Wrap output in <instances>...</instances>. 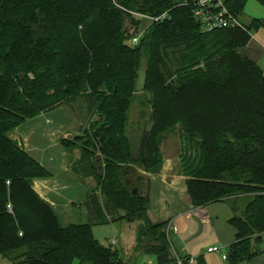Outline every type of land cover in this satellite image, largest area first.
Segmentation results:
<instances>
[{
  "label": "trees",
  "instance_id": "1",
  "mask_svg": "<svg viewBox=\"0 0 264 264\" xmlns=\"http://www.w3.org/2000/svg\"><path fill=\"white\" fill-rule=\"evenodd\" d=\"M194 1L0 0V258L6 264H121L118 254L92 235L93 226L121 220L138 224L135 253L152 255L157 264H177L172 249L182 264L190 261L173 250L170 221L152 224L148 196L133 195L124 185L129 167H149L154 136L146 133L133 157L116 127L124 117L120 97L133 92L140 55L147 56L143 88L161 93L152 107L162 121L153 128L155 138L158 129L178 128L179 169L190 205L232 202L234 213L241 200L238 216L228 220L237 241L227 248L226 263H248L261 254L264 75L242 52L248 32L262 23L253 20L248 32L205 33L193 17ZM247 1L226 0V5L239 16ZM255 1L264 6V0ZM163 14L166 19L150 22L137 47L129 44L142 18ZM77 99L91 114L109 99L102 118L112 122L107 130L115 126L116 138L99 131L91 135L81 158L92 170L87 176L97 179L85 205L89 223L62 226L33 189L35 180L50 174L10 135L26 119ZM110 142L115 150L107 159ZM95 152L106 158L100 175ZM152 154L158 157L159 151ZM191 263L205 264L201 257Z\"/></svg>",
  "mask_w": 264,
  "mask_h": 264
},
{
  "label": "rangeland",
  "instance_id": "2",
  "mask_svg": "<svg viewBox=\"0 0 264 264\" xmlns=\"http://www.w3.org/2000/svg\"><path fill=\"white\" fill-rule=\"evenodd\" d=\"M238 18L241 24L246 28L253 20H258L262 23L257 29H251L248 32L250 37L249 45L243 50L242 54L247 56L246 51H249L252 56H257L258 58L255 63L264 75V6L260 5L255 0H249L245 3L242 13ZM149 23L150 21L148 19L142 18V22L138 25V45L144 36V32H146V29L149 27ZM125 27H128L127 23L125 24ZM133 31L134 28L131 34ZM164 47L165 45L160 46L159 49L164 50ZM186 53L187 51L182 50L180 54ZM146 70L147 56L140 55V59L136 66L137 80L133 92L129 95H121L120 97L119 102L123 108L124 117L122 119H117L116 127L121 126V132L131 146L133 157L137 156V150L142 137L146 133L154 131V136L149 148L150 164L147 169H143L138 165L129 167V175L126 176L125 180L129 181L130 184L127 185L125 181L124 185H126L130 191L135 189L139 196H146L150 178L161 170V167L157 165L158 159L161 163L160 165L166 168L167 175L173 179V184L172 186L170 183L166 184L162 178L152 179L149 188L150 204L147 206V217L151 220H156L155 218L163 219L176 216L177 226L178 229L183 232V237L177 239L175 233L171 231L172 233L169 235V241L170 244L172 243L171 246L173 250L179 251V248L181 249L185 247V242L187 240V248H202L204 249V252H206V248L210 246L209 242L214 236V230L210 225L204 227L200 226L199 222L192 216L189 219L185 218V216L189 213L191 214V212L186 211V209H184V204L180 203L181 196L184 195L186 188V181L179 169L180 138L177 131L178 128L171 129V127H168L163 128L162 130L158 129L160 135L155 138V130H153V128L160 125L162 121L157 118L158 112L152 107L154 105L157 106L158 99H161V93L157 90L156 93L152 95L143 88ZM104 97L105 96L101 95L98 99L101 101ZM108 100L109 99L105 100L104 106L94 114L87 111L86 104L83 100L77 99L75 101H70L69 105L58 107L45 113L44 116L40 115L34 118V120L26 119L24 123L30 120L33 121L18 128V131L20 132L19 136L29 141V144L26 147L27 150L33 152V156H36L38 160L44 163H42L43 166L50 171L53 180L59 185L52 196L62 204L67 216L70 213L74 216L71 220H65L63 215H60L59 209H57L56 212L61 216L60 222L62 226L89 223L87 217H84L86 212L83 206L78 210L76 207H72L71 204L66 203L67 200L73 201L80 206L87 187L82 185L81 182H67L65 165L68 164L69 160H81L82 150L89 148L88 143L94 132L99 131L100 134H105L109 139L111 136L116 138L114 134L115 126H110V129L107 130L106 127L111 125L112 122L106 121L105 118H102L103 115L107 113L106 104L108 103ZM67 130V140H62L59 132ZM113 150H115V147H113L112 142H110L107 146V159L110 158ZM153 151H159L158 157L153 156ZM64 155L67 159L64 158ZM93 159L95 160L93 163L95 165L94 169L96 174L97 171H99V175L103 174L102 169L105 167L106 158L98 152H95ZM77 165V174L80 176H86L89 175V172H92L88 165L82 162V160L78 161ZM100 167H102L101 170ZM96 181L97 179L93 177L88 184L89 187L95 186L94 190H96ZM231 203L232 202H227L225 203L226 205L216 206L218 207L217 211L221 218H225V216L228 215L226 209H231ZM242 205L243 202L237 200V211L233 213V211L230 210V213L232 214L231 218L233 216H238ZM121 215H123V213H121ZM115 218L123 219V216L116 215ZM114 225L115 226H110L108 223L105 225L93 226L92 235L101 245L110 247L112 251H115L116 254H118L117 261L119 263L157 264L156 257L152 255H140L134 253L133 258H131L130 255H128V252L123 253L121 250L113 248L114 246H120L121 248L130 250L132 240L137 233L138 228V224L124 222V220H121L120 222L117 221ZM174 228L177 229L175 226ZM198 235H200L199 238L196 237ZM193 237L195 239H193ZM192 239L193 241H191ZM215 247L220 246L216 245ZM257 247L261 252L259 256L264 258V234L261 236V241ZM171 252H173L175 259H179L177 253L172 251V249ZM223 253L227 255L226 249L222 248V254ZM187 254L196 257L191 253ZM207 256V259L204 258L206 264L207 261H210V264H225L221 260L220 253L208 254ZM73 264L78 263L73 262Z\"/></svg>",
  "mask_w": 264,
  "mask_h": 264
},
{
  "label": "crops",
  "instance_id": "3",
  "mask_svg": "<svg viewBox=\"0 0 264 264\" xmlns=\"http://www.w3.org/2000/svg\"><path fill=\"white\" fill-rule=\"evenodd\" d=\"M248 45H247V47H248ZM246 54H247V57L250 60H252L253 62H255L258 58L257 56H252L249 51H246ZM44 115L45 114H42L41 116H44ZM33 120L26 121L21 126H25V124L32 122ZM21 126H19V127H21ZM18 128H16L15 131H13L12 134L10 135L11 139L14 140L19 146H21L29 156H31L33 159H35L41 165V167L50 174V176L46 179L45 178L37 179L33 182L34 191L43 201H45L47 204L50 205V207L54 210V212L59 217H61L60 215L62 214L65 220L73 219L74 216L71 213L68 214V216H67L65 214V210L63 209L62 204L52 196V194L56 192V188H58L59 185L56 183V181L53 180L50 171L45 166H43L44 163L41 162L40 160H38V158L36 156H33L34 155L33 152H30L29 150H27L26 147L29 144V141H27V139L21 138L19 136L20 132L18 131ZM67 132H68V130L64 131V132H59V134L62 137V140L63 139L67 140V136H68ZM64 158L67 159L65 155H64ZM78 161H81V160H76V161H73V160L70 161L69 160V162L67 161L68 164L65 165L66 180L69 183L70 182H78V183L81 182L82 185H85L87 187V189L85 191L84 198H83L80 206L75 204L73 201L67 200L66 203L71 204L72 207H76L78 210H80L81 206H83L85 209V212H86L84 217H87V209L85 206L86 201H87V198H88L89 194L91 193V191H93L95 189V186L89 187V185H88L89 182L92 180V177H90V176L88 177L87 175H86L87 177L86 176H80L77 174V162ZM164 169H165V171H164ZM154 178H162V180L164 182H166V184L170 183L171 186L173 184V179L167 175L166 168L163 166H161V170L159 171V173L153 175L150 178L149 188H150L151 181ZM185 181H186V179H185ZM149 188L147 189V192H146V196H148V198H149ZM180 203L184 204V209H186V211L191 212V214L189 212H187L189 214H187L185 216L186 219H189L192 216L195 220H197L199 222L200 226L204 227V226L210 225L212 227V229L214 230V236L211 238V241L209 242L210 246L206 248V251H207V249H209L211 247H215L216 245H219L223 249L227 250V248L230 245H232L233 243H235L237 241L236 231L228 223V220L231 218V215H232L230 213V210H232V209H229V208L226 209L228 215H226L225 218H221L219 212L217 211L218 207H216V206L226 205L225 203H218L215 205H209L205 208L195 209L190 205L189 199H188L187 194H186V188L184 191V195L181 196ZM149 204H150V198H149ZM57 209H59L60 215L56 212ZM148 219L153 224L164 222V221H170L171 228H174V226L177 227L175 237L177 239L180 237H183V232L178 229L176 216L166 217L163 219L155 218L156 220H151L148 217ZM109 225L115 226L114 223H109ZM97 226H100V225H97ZM199 232H200V230H199ZM136 236H137V233L135 234V236L132 240V246H131L130 250H126L124 248H121L120 246L119 247L114 246L113 248H117L118 250H121L123 253L128 252V255H130V257L133 258V254L135 253L134 252V246H135ZM194 237H193V239H195L196 237L199 238L200 235L196 236L195 238ZM193 239L191 241H193ZM187 242L188 241L186 240L185 247H183L181 249L179 248L178 252H179V254L186 255L187 257H189L190 261L188 262V264H193L191 262L198 257H201L203 260H204V258H206V259L208 258V256H207L208 253L204 252V249H202V248H200V249H194L192 247H191V249L187 248V246H186ZM187 253H191L192 255H194L196 257H192L191 255H189ZM220 254H221L222 262L227 264L226 260L222 259V252ZM3 262H4V264H6V262L0 258V264H3ZM204 262L206 264L205 260H204ZM207 264H210V261H207ZM245 264H264V258L261 256H258L255 259H253L250 262L245 263Z\"/></svg>",
  "mask_w": 264,
  "mask_h": 264
},
{
  "label": "built area",
  "instance_id": "4",
  "mask_svg": "<svg viewBox=\"0 0 264 264\" xmlns=\"http://www.w3.org/2000/svg\"><path fill=\"white\" fill-rule=\"evenodd\" d=\"M167 15L163 14L158 18L148 19L150 22H160L166 19ZM193 17L199 23L201 30L205 33H213L215 31L242 30L247 28L241 24L237 15L229 10L226 0H195L193 3ZM248 32V31H247ZM139 41V34L134 36L130 45L135 47ZM171 227V226H170ZM176 233L175 228H170ZM208 254H219L222 252L221 247H211L206 251ZM222 259L226 260L227 255L222 254ZM177 264H182L178 259Z\"/></svg>",
  "mask_w": 264,
  "mask_h": 264
},
{
  "label": "water",
  "instance_id": "5",
  "mask_svg": "<svg viewBox=\"0 0 264 264\" xmlns=\"http://www.w3.org/2000/svg\"><path fill=\"white\" fill-rule=\"evenodd\" d=\"M126 184H127V185H129V184H130V182H129V181H126ZM132 194H133V195H136V194H137V191H136L135 189H134V190H132Z\"/></svg>",
  "mask_w": 264,
  "mask_h": 264
}]
</instances>
